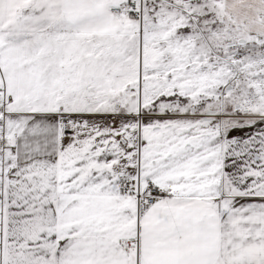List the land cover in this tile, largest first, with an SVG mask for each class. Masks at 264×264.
Instances as JSON below:
<instances>
[{"label":"snow or ice","instance_id":"snow-or-ice-1","mask_svg":"<svg viewBox=\"0 0 264 264\" xmlns=\"http://www.w3.org/2000/svg\"><path fill=\"white\" fill-rule=\"evenodd\" d=\"M0 264H264V0H0Z\"/></svg>","mask_w":264,"mask_h":264}]
</instances>
